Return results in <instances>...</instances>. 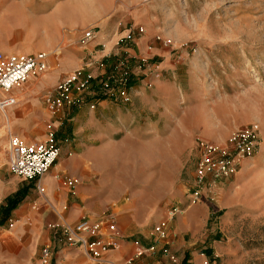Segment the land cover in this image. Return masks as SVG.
I'll return each mask as SVG.
<instances>
[{"label": "rangeland", "instance_id": "rangeland-1", "mask_svg": "<svg viewBox=\"0 0 264 264\" xmlns=\"http://www.w3.org/2000/svg\"><path fill=\"white\" fill-rule=\"evenodd\" d=\"M21 1L0 0V52L4 54L20 53L22 48L46 42L42 37L37 40L31 36L32 29L36 28L32 18L49 15L53 8L46 4L47 0H35L31 6ZM59 1L70 3L72 20L85 22L79 29V37L89 29L97 31L96 52L105 47L97 42L101 37L107 35L114 40L104 60H109L110 64L115 59L126 63L133 75L131 86L141 80H157V72L162 78L161 65H164L168 82L174 83L177 76L178 87L189 90L191 102L197 104L198 109L203 101L209 106L208 111H199L196 121L213 120L221 133L230 125L238 126L223 137V142H215L217 145H228L231 149L229 140L238 130L254 128L258 132L259 141L252 157L260 155L257 165H250L252 159L248 158L240 163L236 174L221 179L238 178L230 184L238 201L227 207L235 211L224 230L223 248L211 256L207 250L202 254L206 257L205 264H264V0ZM77 41H66L65 47L57 46L56 53L60 48H79ZM194 66L200 68L196 73L199 83L192 82L194 77L190 71ZM40 80L25 86L19 93L18 105L7 116L0 112L4 123L0 131V157L7 165L8 127L28 141L45 139L42 138L46 124L44 94L34 91ZM130 98L117 102L128 104ZM218 102H223L224 109L217 113L213 107ZM112 105L124 112L129 109ZM167 111L165 120L158 110L149 113L152 123L166 129L165 135L143 134L140 129L146 127L148 120L138 117L126 133L120 131L111 138V146H119L136 155L143 150L152 151L132 158L121 150L111 154L113 157L108 164L97 168L89 182H85L87 187L95 189L96 199L109 203L110 207L129 200L134 202L136 213L146 216L152 210H167L190 193L200 156L198 141L211 139L197 132L199 127L195 119H177L170 105ZM193 127L196 129L194 135H185L190 131L185 129ZM160 146L165 153L158 150ZM6 179L21 180L9 171ZM210 187L208 183L202 200L208 196L206 192ZM207 200L214 205L211 221L216 225L222 210L214 195Z\"/></svg>", "mask_w": 264, "mask_h": 264}, {"label": "crops", "instance_id": "crops-1", "mask_svg": "<svg viewBox=\"0 0 264 264\" xmlns=\"http://www.w3.org/2000/svg\"><path fill=\"white\" fill-rule=\"evenodd\" d=\"M34 1L22 0L21 2L26 6H31L34 5ZM46 4L53 8V11L44 17L34 16L32 19L36 28H33L31 33L32 37H37V40H41L42 37L46 42L41 46L22 48L19 51L24 54L46 52L38 49L54 52L50 53L49 70L38 78L30 79L22 88L16 90L15 94L19 103V93L25 86L33 80L41 79L34 91L44 94L43 108L46 124L42 138L46 139L48 125H53L56 142L61 148V156L53 168L41 179L40 183L45 190L44 195L38 192L36 181H8L6 174L9 168H7L5 159L0 157V264H43L42 249L55 237L51 226L60 223L62 218L69 223H76L84 217L93 221L109 219L116 223L121 249L110 254V258L114 261L123 263L130 258L135 251L134 241L138 240L144 247L155 244L157 252L145 256L136 264H205L206 257L202 254L203 250H207L208 255L211 256L212 253H219L223 248L221 240H223L224 230L230 225L233 218L232 212L235 211L227 207L238 201V196H234L230 187L236 182L237 177L234 180L225 181L209 180L211 187L206 193L214 195L217 205L222 210L218 224L215 225V222L211 221V216L214 215V205L207 200V197L205 196L202 202L193 204L190 193H188L182 201L175 203L180 204L184 211L169 222L168 238L159 244H156V240L151 236V231L165 219L172 205L167 210H152L146 216H141L135 212L134 202L129 200L120 206L110 207L109 203L105 204L96 199V196H93L95 189L87 187L85 182H89L97 168L106 166L113 157L111 154L117 150H121L129 158L143 157L144 152L152 151L147 149L136 155L132 151L110 144L114 135H118L120 131L126 133L138 117L140 119L145 117L148 120L146 127L139 128L143 134L149 136L156 132L157 135H165L166 129L159 128L151 122L150 112L158 110L160 114H163L161 118L165 120L168 113L167 106L170 105L177 119L193 121L192 119L197 117L199 111H208L209 106H206V102L203 101L198 109L197 104L191 102L189 90L178 87L180 81L177 80V76L174 83L166 80V67L161 65L162 78L152 82L141 80L136 83L131 90V102L128 104L99 100L94 109L86 106L79 108L64 106L61 109L50 111L45 98L54 92L60 79L80 68L90 53L97 58L106 56L111 51L114 40L107 35L101 37V40L97 42L100 41L105 45V50L98 52L95 50V40L87 48H83L78 43L79 48L77 49L60 48V52L56 53L57 46L65 47L66 41L74 39L79 41V29L85 25V22L72 20L73 8L70 3L47 0ZM194 67L190 71L194 77L192 82L199 83L196 73L200 68L199 66ZM94 71L98 72L97 69ZM112 104L127 106L129 109L124 112L118 108L115 109ZM137 106L142 108L138 109ZM223 109V102H218L213 107L217 113ZM7 113L4 115L7 116ZM198 121H196V126L199 127L197 132H201L213 142H223V137L238 127L236 124H233V127L230 125L221 133L213 120ZM2 129H4V123L0 116V131ZM185 130H190L185 132V135H194L196 129L193 127ZM11 135L18 136L27 142H40L28 141L8 127V141ZM161 149L164 153L166 152L164 147L158 148L159 151ZM259 159L260 155L254 157L250 165L252 163L257 165ZM22 190L24 191L23 196L19 198L15 208L9 211L6 218L8 201ZM166 245L177 259L176 262L162 255V248ZM50 264H88V258L81 249L65 247L57 242Z\"/></svg>", "mask_w": 264, "mask_h": 264}, {"label": "built area", "instance_id": "built-area-1", "mask_svg": "<svg viewBox=\"0 0 264 264\" xmlns=\"http://www.w3.org/2000/svg\"><path fill=\"white\" fill-rule=\"evenodd\" d=\"M96 37L97 31L89 29L82 34L78 43L83 48H87ZM128 38L130 39L131 36ZM102 50H105V47ZM49 58L50 54L47 52L33 54L0 52V94H2L0 112L2 114H6L8 110L17 105L16 90L22 88L30 79L38 78L49 70ZM104 58L106 56L97 58L90 53L80 68L61 78L54 92L45 98L50 111L61 109L64 106L78 108L89 106L90 109H94L99 100L128 101L129 91L134 87L130 85L133 79L131 70L126 63H120L115 59L114 63L110 64L109 60L105 61ZM156 78L160 79L159 72ZM148 86H151L150 83ZM89 97L91 100L88 99ZM47 130L46 139L40 142H27L18 136L11 135L7 148L9 172L21 180L36 181L37 190L43 195L45 190L40 183L41 179L53 168L61 156V148L56 142L54 126L48 125ZM258 141V132L254 128L238 130L229 140L231 149L228 145L222 147L213 141L200 139L198 141L200 156L189 194L191 203L202 202L204 190L210 179L216 181L236 174L240 163L254 156ZM207 197L213 198L209 193ZM183 211L184 208L180 204L171 206L165 219L151 231L156 244L167 240L169 222ZM60 221L51 226L55 237L42 249L43 264L52 262L57 242L65 247L81 249L87 255L90 264H136L145 256L157 252L155 244L144 247L140 241L136 240L132 256L120 263L110 258L112 252L121 249L117 225L113 220L93 221L84 217L76 223H69L64 218ZM161 253L164 257L176 262L177 259L167 245L162 248Z\"/></svg>", "mask_w": 264, "mask_h": 264}, {"label": "trees", "instance_id": "trees-1", "mask_svg": "<svg viewBox=\"0 0 264 264\" xmlns=\"http://www.w3.org/2000/svg\"><path fill=\"white\" fill-rule=\"evenodd\" d=\"M23 194H24V191L22 190V191L18 192L14 198H12V199H10V200L8 201L7 216H6V218H7L8 215H9V211L15 208L16 204H17L18 201H19V198L22 197ZM2 224H3V222L1 223V225H2Z\"/></svg>", "mask_w": 264, "mask_h": 264}, {"label": "bare ground", "instance_id": "bare-ground-1", "mask_svg": "<svg viewBox=\"0 0 264 264\" xmlns=\"http://www.w3.org/2000/svg\"><path fill=\"white\" fill-rule=\"evenodd\" d=\"M261 169H263V167H261Z\"/></svg>", "mask_w": 264, "mask_h": 264}]
</instances>
